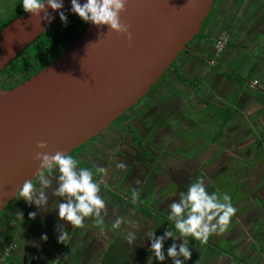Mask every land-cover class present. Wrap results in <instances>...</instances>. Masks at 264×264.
Segmentation results:
<instances>
[{"label":"water","instance_id":"obj_1","mask_svg":"<svg viewBox=\"0 0 264 264\" xmlns=\"http://www.w3.org/2000/svg\"><path fill=\"white\" fill-rule=\"evenodd\" d=\"M81 4L86 0H79ZM214 0H128L132 40L87 23L48 64L0 87V213L26 179L37 151L69 153L107 127L153 85L200 28ZM63 11L71 8L63 0ZM51 23L22 11L0 29V70ZM13 54L7 56V47ZM202 56V55H201ZM46 141V149L36 147Z\"/></svg>","mask_w":264,"mask_h":264},{"label":"crops","instance_id":"obj_2","mask_svg":"<svg viewBox=\"0 0 264 264\" xmlns=\"http://www.w3.org/2000/svg\"><path fill=\"white\" fill-rule=\"evenodd\" d=\"M212 9L213 13L204 26L203 36L197 37L195 42V47L200 48L199 52L192 53L194 58H182L180 64L183 66L185 63V66L197 71L198 76H194L193 81L200 83L195 88V101L205 103L202 108H198L205 109L207 118H215L211 119L216 122L213 126L229 129L233 133L236 130L237 134H233L231 138L223 139L220 136V152L214 157L219 160L215 163L212 160L214 168L228 169L230 163L227 160L230 157L227 152L234 154V160L238 158L245 161L250 155L256 154L252 153L251 150L256 148L251 144L261 143L264 127V27L259 29L260 26L255 23L248 26L247 19L264 13V0H216ZM222 30L228 32L229 40L223 50L213 56V40ZM255 32L261 33L260 37L254 38ZM199 64L202 68L204 66V70H199ZM231 65L233 69L228 70ZM179 68L177 65L176 69ZM202 71L205 73L200 75ZM240 73L243 74L242 77L237 75ZM239 80H242V84ZM234 84L235 90L232 87ZM198 89L200 93L196 95ZM208 94H212L209 96L213 102L206 96ZM207 106L226 109L225 120L221 121L218 116L206 111ZM246 121L250 123L246 125ZM259 127L262 128L255 133L253 129ZM216 137L213 134L210 143ZM243 143L248 145L244 146ZM240 167L238 163L236 168H230L229 171L239 170L243 174L245 165ZM234 181L239 191L251 190L249 185L246 187L245 179L238 177ZM106 201L114 212L120 214L127 212L132 206L127 200L115 204L114 200L106 197ZM239 204H242V200H239ZM163 208L162 206L160 212ZM236 215L239 216L238 210L227 231L212 234L214 243L211 240L203 243L192 237L182 238L187 239L192 251L191 259L185 261V264H246L247 257L248 260L264 264V249L253 246L256 238L262 236L261 225L264 224V218L244 220L240 226ZM124 216V223L119 229L112 228L116 218H104L103 224H97L95 218H86L82 229L71 227L70 223L60 220L58 216H38L35 219L0 218V264H172L171 258L167 256L163 262L155 259L150 251L148 236L154 231L159 232L156 236H160L166 229L179 236L174 222L168 218L157 223L154 218ZM58 225H63V230L68 233L63 243L58 241ZM134 231L139 233V238L133 245H129L125 237ZM43 235H47V240L42 239ZM221 238L228 244L227 249L217 247L216 239ZM173 242L171 238L165 241V255L167 247ZM175 242L179 244L182 240L177 239ZM236 248L238 252L233 257V249Z\"/></svg>","mask_w":264,"mask_h":264},{"label":"clouds","instance_id":"obj_3","mask_svg":"<svg viewBox=\"0 0 264 264\" xmlns=\"http://www.w3.org/2000/svg\"><path fill=\"white\" fill-rule=\"evenodd\" d=\"M70 3L71 8L68 11L75 13L85 23H91L98 28L107 26V32L123 35L131 42L130 25L122 19L128 0H86L83 4L79 0H70ZM21 6L30 18H38V25L42 21L51 23L53 16L49 9L58 12L63 24L68 23V17L62 10L63 0H21ZM12 54L13 49L8 46L4 58ZM36 147L46 149L48 145L46 141H39ZM33 159L39 162L35 173L38 186L32 179L24 180L14 192L19 199H23L28 204H35L38 211H47L46 206L51 193L52 196L62 199L63 202L57 203L55 209L59 219L70 223L71 227L84 228L86 218H95L97 224L104 223L107 204L100 195V183L94 179L92 170L79 167L77 159L60 150L54 153L37 151ZM116 166L123 169L126 165L118 162ZM96 172L107 174V169L98 168ZM54 181L55 187H53ZM131 196L135 202L139 199L140 193L133 190ZM168 208V219L174 222L179 236L172 230L166 229L162 235L156 236L153 232L148 238L150 251L155 259L163 262L167 256L171 258L172 264H185V261L191 259L192 251L188 247V241L182 238L192 237L206 243L210 235L227 231L232 217L237 212L227 193L222 196L209 193L203 177L191 183L179 200L171 202ZM19 215L23 219L22 213ZM36 215V211L28 214L30 219H35ZM122 223H124L123 218L117 217L112 228L119 229ZM58 228V241L63 243L68 233L63 230V225H58ZM169 238L174 242L167 247L165 255L164 243ZM42 239L47 240V235H43ZM125 239L129 245H133L136 235L134 232H129ZM177 239H181L182 242L177 244L175 242Z\"/></svg>","mask_w":264,"mask_h":264},{"label":"rangeland","instance_id":"obj_4","mask_svg":"<svg viewBox=\"0 0 264 264\" xmlns=\"http://www.w3.org/2000/svg\"><path fill=\"white\" fill-rule=\"evenodd\" d=\"M15 0H0V18H4L8 15L9 11L11 8H15L17 7L16 4H14ZM262 12V11H261ZM247 24L248 26L251 25L252 23L258 24L260 27L259 29L264 27V13L262 15H256V16H250L247 19ZM261 33H257L255 32L254 34V38L260 37ZM218 35V34H217ZM198 40V38H194L190 43H189V48L191 50H187L186 52L182 53L179 57L180 59H178L176 61V66L178 65L180 68L177 70L178 74L183 75L185 78H187L188 80H190V84L189 83H185L183 81H180L179 78L176 76V74H174V72L171 70V68H168L165 70V77L158 80L157 85L154 87V91H151L148 96L150 98H152V103L153 104H157L156 108H155V112L154 113H158L160 116H164L167 117L168 120H172L173 118L178 117V115L181 113H183V119H191L192 120V124H194V126L191 125L190 122H181L180 121H176L175 124L172 128L173 130V134L175 135V138L173 139V141L175 142H180L179 144H175L173 145V150L172 144H171V138L168 136H166L167 138V142L166 145L168 146H164V152H166L167 156H170V154L172 152H176L178 151L182 165L185 162H189V161H194V159H188L186 157H188L191 152L193 153L192 156L194 157H198V159L202 158V163L203 165L205 164V160L207 162H212V160L214 161V163L216 161L219 160V158H214L217 157L218 153L220 152V148H219V139L220 136H222L223 139L226 138H231L232 135H236V130L233 132H231L229 129L223 130V132L221 133V131H218V127L213 126L214 124H216L215 120H211V119H215V118H207L204 111L200 109L201 112L199 115H196V112L194 111H188V110H183V106L185 105H196V107L198 108H202L203 105L205 103H199L197 101H195V88H197L199 86V83H196L197 81H193V77L194 76H198L197 71L188 68L187 66H185V63L183 64V66H181L180 61L182 58H185L186 60H188V58H194L193 54H197L199 52V47H195V42ZM210 55V54H209ZM213 56H216L214 53L212 54ZM178 57V58H179ZM199 70H204V66L203 68L200 67L199 64ZM228 70H232L233 66L231 65V67L229 66L227 68ZM202 73H205L204 71H202L200 73V75H203ZM238 76L242 77L243 74H237ZM243 79H245V77H243ZM238 82V81H236ZM253 82V81H252ZM239 83L242 84V80H239ZM235 84L232 86L233 90H235L234 88ZM232 90V91H233ZM231 91V92H232ZM230 92V93H231ZM200 93V89H198L196 95H198ZM164 95V100L166 101H161L159 102V100L161 99V96ZM212 94H208L206 96H208L209 100L213 102V99H210V96ZM200 98V97H199ZM170 100V102H169ZM168 101V102H167ZM175 101L174 105L172 106H177V108L173 111V112H169L166 114H160L162 113L163 110H167L166 108H171V102ZM177 102V103H176ZM193 103V104H192ZM140 104V102L138 101L136 105ZM198 108V109H199ZM205 110V109H204ZM211 110H217V108L215 107H211ZM207 111V110H206ZM165 112V111H164ZM212 114V113H211ZM214 114V113H213ZM166 115V116H165ZM215 115V114H214ZM215 116H218L217 114ZM163 118V117H160ZM161 123L163 124V120H161ZM246 125H248L250 123V121H246L245 122ZM185 124H188L190 126H186ZM164 126H166V123L163 124ZM262 127L253 129V131H256L261 129ZM244 130V129H243ZM251 131V130H250ZM248 131V132H250ZM262 137L261 139V143H259L258 145H256L255 143H252L251 145H254V147L257 149H252V153L256 154H252V156L250 155V160L249 159H239L236 158L235 160L233 159L234 154H232V152H227L229 155V160H227V162H229V166L230 168H236L238 163L241 166L240 168H243L242 165H245V172L242 174L241 171L236 170L233 172H230V168L228 169H219L218 173H214L212 179L209 181V183L207 184V188L210 194H216L218 196H222L224 193H227L230 197H231V203L232 205L238 210L239 212V216H235V218H239V225L241 226L242 221L244 220H250V219H263L264 216L262 217L261 214L264 213V127L262 130ZM246 133V132H245ZM213 134H216V138L214 139V141H212V143H210ZM248 134V133H247ZM252 136V135H249ZM170 141V143H169ZM168 143V144H167ZM244 144V143H243ZM170 145V147H169ZM218 145V146H217ZM248 145V143H247ZM246 144H244V146H247ZM215 146V147H214ZM217 146V147H216ZM227 150H230V148H228ZM262 150V151H261ZM261 151V152H260ZM260 152V153H259ZM211 154V155H210ZM203 157H205L206 159H203ZM196 162V161H195ZM242 162V163H241ZM191 162H189L190 164ZM179 164L177 162V160L175 159L174 162L172 163V167L170 168V173L168 174V172H166L165 174H155L151 177L150 182L152 184V198H157L159 193L162 194V192H158V187L157 185H160V189L164 188V199L167 200V198L170 195H174L175 193L178 194L177 191H175L176 188H179L181 186H187L190 183V178L193 175V170L192 168L190 169L187 166H182L184 167L182 170L184 171L183 173H181L179 176H174L175 170H177ZM180 169V168H179ZM178 177V178H177ZM238 177H241L242 179H245L246 187H248V185L251 187L250 191H239L238 190V185L235 184L234 179H237ZM177 178V179H176ZM33 183H36L38 186V178L34 179ZM185 184V185H183ZM251 184V185H250ZM190 185V184H189ZM55 181L53 182V187H55ZM126 187H130V185H126ZM124 187V188H126ZM49 191H51L49 189ZM162 191V190H161ZM185 191H182V193H184ZM178 195L181 196V194L179 193ZM103 198H105V196H102ZM106 197H108V194H106ZM239 200H242V204H239ZM51 201V200H49ZM123 201V199H122ZM60 202H63L62 199L60 200ZM150 203L153 204L152 201H150ZM107 204V214L104 215L105 218H117L119 217L118 214L114 215V209L112 207H110L109 203L106 201ZM34 207V208H33ZM36 207V208H35ZM152 207V206H151ZM169 210V209H168ZM165 210L166 213L162 214V215H166V217L164 216L163 218H167L169 211ZM4 212H2L0 214V218H21L19 213H22L23 218H29L28 214L29 212H33L36 211L37 215L36 217L40 216L41 218H47V213L43 210H37V206L35 204H28L26 203L23 199H19L18 195L13 198V200L11 202H9L8 206L6 209L2 210ZM164 210L161 211L165 212ZM168 211V212H167ZM49 214V213H48ZM58 216V213H55ZM113 216V217H112ZM255 216H257V218H254ZM54 217H48V218H55ZM123 218V217H122ZM161 218V217H158ZM261 222V221H260ZM262 227V236H260L259 238H256L254 245L253 246H259L260 248L264 249V224ZM153 230L155 228H152ZM135 235H136V240L139 238V233L137 231H134ZM154 234L158 235L159 232L154 231ZM122 236V235H121ZM211 240V242L214 241V238L212 235L209 236V239ZM214 243V242H213ZM216 245L219 249H227L226 247L228 246L227 243H225V241L221 238V239H216ZM233 253L232 256L235 257L237 255V248L233 249ZM229 251V250H228ZM244 259V258H242ZM245 263L246 264H258L257 261H252V260H248V257L245 259Z\"/></svg>","mask_w":264,"mask_h":264},{"label":"flooded vegetation","instance_id":"obj_5","mask_svg":"<svg viewBox=\"0 0 264 264\" xmlns=\"http://www.w3.org/2000/svg\"><path fill=\"white\" fill-rule=\"evenodd\" d=\"M189 43L187 44L188 46ZM157 82L154 83L155 85H151L149 90L138 100L140 104L136 105L137 101L123 111L107 127L103 128L96 135L79 145L80 147L76 152L70 154V151L68 153L72 155L74 159L78 160L79 167L88 168L93 171L94 179L100 183V195L105 196V201L106 194H108V198L114 200L115 204H120L122 199L131 203L132 206L127 212L124 211L122 214L119 212H113L114 215L118 214L119 217H125L124 215L128 218L133 217V215L135 218L166 217V215L162 214L166 213L165 210L169 209L168 205L173 201L179 200L180 195L178 194H182V191H186L189 184L194 183L203 177L205 184L207 185L212 179L213 174L221 169V167L214 168V164L212 162H207L206 160L203 165L202 158L198 159V157L192 156V152L186 158L194 159V161H189L191 162L190 164L189 162H185L183 165L178 151L172 152L170 156H167L166 152H164V146L166 145L168 136L171 138L172 149L174 143H180L178 141H173L175 135L173 134L172 128L176 125V121L182 120L181 122H190L192 126H194V124H192L193 118L183 119L184 114L181 112L178 117H172V120L160 116L159 112L161 110L158 111V113H154L157 104L152 103V98H150L148 94L151 91H154L153 89L157 85ZM163 98L164 95L161 96L159 102L166 101ZM171 103H173L170 105L171 108H166L167 110H163L160 114L164 115L169 112L171 113L177 108V106H172L175 101ZM182 109L184 111H194L196 112V115H199L203 111L205 113V110L200 111V109L194 104H184ZM161 120H163V124L166 123V126L161 123ZM185 125L187 126L188 124ZM218 128V131L220 130L221 133L223 132L222 129H224V131L226 130L223 127ZM175 159L179 166L177 167L178 169L175 170L174 176H179L184 172L182 170L184 167L182 166L191 167L193 175L189 180L190 183L187 186L176 188L175 191H177L178 194L175 193L174 195H170L167 200L164 199V188L160 189V185H157L158 192H162L163 195L159 193L157 198H152L151 191L153 189L151 188V183L153 182H150L151 177L155 174H165L168 172ZM203 159L206 158L203 157ZM118 162H123L126 166L123 169L118 168L116 166ZM98 168L107 169V174L97 173L96 170ZM169 173L170 171L168 174ZM126 185H130V187H126ZM133 190L140 193L139 199L135 202H133L131 196ZM60 200L61 198L54 197L49 193V199L46 206L48 210L45 211L48 217L57 216V214H55L57 213L55 208ZM150 201H152L153 204L150 203ZM162 206L164 207L163 210L165 212L161 213L160 209ZM2 212L4 211H1V213Z\"/></svg>","mask_w":264,"mask_h":264},{"label":"trees","instance_id":"obj_6","mask_svg":"<svg viewBox=\"0 0 264 264\" xmlns=\"http://www.w3.org/2000/svg\"><path fill=\"white\" fill-rule=\"evenodd\" d=\"M216 0H214L215 2ZM17 5L15 8H11L8 15L4 18H0V29L13 17L23 11L21 6V0H15L13 2ZM213 13L211 8L207 16L204 18L199 32L192 37L190 42L196 37L203 36V30L205 24L210 19ZM68 17L67 25L60 21L59 16L50 24L45 30H43L38 36L30 41L2 70H0V87L11 88L17 83L28 78L30 75L36 73L39 69L48 64L52 59L56 58L70 43L71 41L82 31L87 23L82 21L75 13L65 11ZM186 52L182 50L178 57ZM177 57V58H178ZM169 68L172 69L174 74L180 81L185 83H191L190 80L183 75L178 74L176 69V59L170 64ZM165 76V72L161 75L160 79ZM155 85V84H154ZM207 111L217 114L221 121L225 120L227 110L217 109L211 110V106H207ZM80 146L71 150L70 154L76 152ZM34 181V180H33ZM8 206V204H7ZM7 206L3 208L6 209ZM157 223H160L164 218H154Z\"/></svg>","mask_w":264,"mask_h":264},{"label":"built area","instance_id":"obj_7","mask_svg":"<svg viewBox=\"0 0 264 264\" xmlns=\"http://www.w3.org/2000/svg\"><path fill=\"white\" fill-rule=\"evenodd\" d=\"M228 40H229V35L227 31L222 30L218 33V35L214 38L212 43L213 52L215 55H218L223 50Z\"/></svg>","mask_w":264,"mask_h":264}]
</instances>
